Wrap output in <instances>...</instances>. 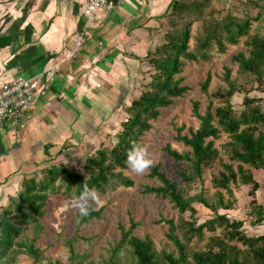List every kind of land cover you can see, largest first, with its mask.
I'll use <instances>...</instances> for the list:
<instances>
[{
    "label": "trees",
    "instance_id": "1",
    "mask_svg": "<svg viewBox=\"0 0 264 264\" xmlns=\"http://www.w3.org/2000/svg\"><path fill=\"white\" fill-rule=\"evenodd\" d=\"M250 1L244 0L245 3ZM210 3L211 0L171 2L164 16L163 41L145 57L148 69L152 70L149 81L143 82L144 88L124 105L125 119L119 122L114 141L108 146L100 143L91 151L84 159L81 172L53 162L22 178L19 192L0 210V264H17L21 256L32 264H43L46 259L42 249L35 245L37 239L28 240L25 233L29 225L37 230L41 228L39 220L44 217L51 197L74 199L85 185L95 188L99 195L120 187H133L134 182L124 175L129 168L126 153L133 142L142 143L163 109L190 90L183 84L186 63H208L215 55H223L228 47L239 45L244 52L231 57L236 65L234 79L230 70L223 68L224 88L209 92V73L200 84L206 106L201 112L199 102L191 103L197 128L189 127L185 133L183 126L175 129L174 141L187 151L179 153L169 145L164 148L168 159L184 167L175 172L177 180L167 177L158 164L152 166L147 175L155 185L142 187L143 194L166 201L176 212L174 219L157 221L167 228L165 240L171 250L166 245L157 250L148 235L135 236L138 224L130 219L127 229L118 227L119 238L107 250L109 258L102 264H264V235H244L245 220H230L226 216L232 204L223 194L233 198L232 186L249 188L251 208L245 219L254 218L249 222L253 226L264 221L263 207L256 201L259 183L253 175L254 171H264L263 16L258 12L256 17H251L244 12L239 18L227 10L216 18ZM194 24L198 27L191 48ZM252 92L262 97L252 96ZM236 94L243 96L237 114L231 103ZM222 136L227 141L218 148L215 143ZM223 156L227 162L223 161ZM213 165L217 170L210 179L214 190L212 198H206L202 190L195 201L190 195L193 186L202 183L204 172ZM195 202L209 213L201 223H198ZM102 210L88 209V214L79 222L102 219ZM77 242L74 239L66 242L65 264H92L87 254L75 250ZM51 264L64 263L55 260Z\"/></svg>",
    "mask_w": 264,
    "mask_h": 264
},
{
    "label": "crops",
    "instance_id": "2",
    "mask_svg": "<svg viewBox=\"0 0 264 264\" xmlns=\"http://www.w3.org/2000/svg\"><path fill=\"white\" fill-rule=\"evenodd\" d=\"M87 1L0 0V83L54 70L46 96L0 131V210L23 177L60 163L64 149L86 151L85 159L111 134L118 108L136 97L148 70L146 55L163 41L173 0H110L108 14L85 22ZM80 32L82 48L69 58ZM248 229L264 235V221Z\"/></svg>",
    "mask_w": 264,
    "mask_h": 264
},
{
    "label": "rangeland",
    "instance_id": "3",
    "mask_svg": "<svg viewBox=\"0 0 264 264\" xmlns=\"http://www.w3.org/2000/svg\"><path fill=\"white\" fill-rule=\"evenodd\" d=\"M210 9L214 10V13L216 12L214 14L216 18L221 17L227 10L228 12H234L239 18L244 12L248 13L251 17H256L257 13L260 12L263 16L261 24L264 25V0H251L247 3L244 0H211ZM197 27V24L191 27V48L194 47L195 42L193 39L196 36ZM163 32H165V29ZM239 52H244L242 45L228 47L223 55H215L208 63H186L182 73L184 78L183 84L190 90L182 98L177 99L173 105L163 109L158 119L152 123L151 130L142 138L141 144L147 147L148 153L153 160V166L159 164L160 170L165 172L167 177L177 180L175 172L184 168L183 165H177L168 159L164 153V148L169 145L171 149L179 153L187 151L180 143L174 141L176 136L175 129L183 126V132L185 133L189 127L193 129L197 128L198 122L191 114V103L194 101L199 102L201 112L206 106V97L200 91V84L209 73L211 80L208 91L212 92L216 88H224V84L221 81L223 68L229 69L231 78L234 79L236 65L231 62V57ZM144 67H149L147 61H145ZM151 72L152 70L148 69L143 73L140 87H137L135 89L136 92H133L134 96H137L138 92L144 88L145 83L143 82L149 81V74ZM251 95L262 97V95L256 92H252ZM242 97L241 94H236L231 100L236 114L241 109ZM130 101L128 100V103ZM126 104L127 102H122L121 108H118L117 119L110 126L111 134L102 138L103 145L108 146L114 141V133L118 124L125 119L124 105ZM262 106L264 107V105ZM226 141V137L222 136L215 145L219 148ZM87 149L89 150L90 147ZM85 152H69L64 149L62 159L58 162L70 166L69 168L74 171L81 172ZM69 161L73 162V164ZM223 161L227 162L225 156H223ZM216 170V166L213 165L204 172L202 183H196L193 186L190 195L195 201H198L202 190L205 192L206 198H212L214 190L211 188L210 179L212 173ZM148 173L149 169L137 174L128 168L124 172V175L134 182L133 187L129 189L120 187L105 195L97 194L96 200H89L88 209L99 210L102 208L103 210L101 214L102 219H92L88 223L81 224L79 222L83 215L72 206L70 203L72 199L67 200L61 196L51 197L46 205L44 217L39 220L41 228L37 230L34 225H29L25 233L28 240L37 239L35 245L42 249L46 259L42 263L51 264L53 261L59 260L65 264L68 256L66 242L74 239L78 240L74 248L79 254H87L89 256L88 262L92 264H102V262L107 261L109 258L107 250L119 238L118 227L122 226L127 229L130 219L138 224V227L134 231L135 236L142 238L148 235L157 250H160L165 245L171 250V246L165 240L167 228L162 224H157V221L160 218L174 219L176 212L166 201L155 198L153 195L142 193L144 185H155V182L147 177ZM253 175L259 183L256 201L260 205L264 203V171H254ZM232 190L233 198L223 192L224 198L230 200L232 204V209L227 211L226 216L230 220H245L246 223L242 227V232H248L246 236H260L261 234L250 235L249 233L248 227H253L249 222H252L254 218L247 217L245 219L251 208L249 204L250 198L247 195L249 188L232 186ZM194 206L199 212L197 217L198 223H201L209 213L203 211L197 202L194 203ZM219 212L222 213V211ZM36 230L38 231L37 235L35 234ZM207 236L208 234L205 235V238ZM123 256L121 254L120 257L122 258ZM17 264L32 263L28 258L21 256Z\"/></svg>",
    "mask_w": 264,
    "mask_h": 264
},
{
    "label": "built area",
    "instance_id": "4",
    "mask_svg": "<svg viewBox=\"0 0 264 264\" xmlns=\"http://www.w3.org/2000/svg\"><path fill=\"white\" fill-rule=\"evenodd\" d=\"M112 9L110 0H88L82 15L85 22L98 18L96 13L108 14ZM84 32L73 36L74 48L68 53L69 58L76 57L82 48ZM53 69L46 71L42 78H14L0 83V131L6 123L21 120L39 98L45 97L53 83ZM246 235V233L243 231Z\"/></svg>",
    "mask_w": 264,
    "mask_h": 264
},
{
    "label": "clouds",
    "instance_id": "5",
    "mask_svg": "<svg viewBox=\"0 0 264 264\" xmlns=\"http://www.w3.org/2000/svg\"><path fill=\"white\" fill-rule=\"evenodd\" d=\"M126 164L132 172L140 174L153 166V160L145 145L133 142L126 153ZM96 199L97 194L95 188L90 189L85 185L79 196L72 199L70 203L81 215H87L88 201Z\"/></svg>",
    "mask_w": 264,
    "mask_h": 264
}]
</instances>
